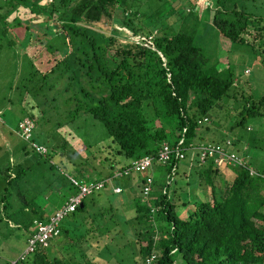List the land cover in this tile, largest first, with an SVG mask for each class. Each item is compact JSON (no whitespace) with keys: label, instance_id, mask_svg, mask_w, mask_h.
Instances as JSON below:
<instances>
[{"label":"trees","instance_id":"1","mask_svg":"<svg viewBox=\"0 0 264 264\" xmlns=\"http://www.w3.org/2000/svg\"><path fill=\"white\" fill-rule=\"evenodd\" d=\"M143 1L0 0V136L23 141L12 151L21 150L16 162L0 145V157L6 159L0 166V219H14L28 231L27 247L36 223H46L77 192L70 178L112 176L111 184L94 190L61 220L59 234L47 245H37L23 259L21 252L14 264H120L119 240L105 239L124 236L133 264H176L178 259L183 264H264V90L255 95L249 80L236 78L231 68L206 67L197 36L165 24V17L182 9L167 7L166 0L156 5L146 0L141 9ZM247 3L214 0L211 26L231 42L249 45L264 68V15L250 11ZM183 17L177 15L174 22ZM104 18L129 29L130 36L116 27L105 35L96 25ZM220 106L226 107L232 139L224 145L204 143L198 129ZM11 110L18 113L15 127L3 116ZM24 117L33 120L32 140L46 153L16 133ZM181 138L185 157L192 153L196 164L201 144L224 147L242 161L225 163L233 168V178L217 181L220 167L212 158L196 165L199 175L191 182L206 190L183 216L170 192L185 157L153 165L147 200L141 194L144 171L125 172L134 160L155 158L163 143L174 146ZM231 145L242 154L229 150ZM70 147L80 162L64 154ZM86 163L93 172L83 167ZM186 169L182 174L188 175ZM117 171L122 175L113 177ZM132 179L139 195L132 189L127 201L121 194ZM114 186L120 187L118 193ZM110 194L120 196L116 204ZM126 204L129 211L120 212Z\"/></svg>","mask_w":264,"mask_h":264},{"label":"rangeland","instance_id":"2","mask_svg":"<svg viewBox=\"0 0 264 264\" xmlns=\"http://www.w3.org/2000/svg\"><path fill=\"white\" fill-rule=\"evenodd\" d=\"M160 1L161 0H150L148 3L152 2L153 5H156L158 3H162ZM145 2L146 0L142 2L141 9H146L147 4ZM166 3L167 7L171 3V5L174 6V9L177 10V12H180L181 9L182 11L176 15H169L165 17V24L170 22V24H172V28H183L182 30L192 32L197 36L196 40L202 46V49L207 56L206 67L216 65V67L220 70L231 68V71L236 75V78H247L249 80L250 86L252 87V91L255 95H260L261 92H263L264 68L260 62L258 54L254 52L249 45L231 42L228 38L219 34V32H217V30L211 26L210 21L212 17V11L210 10L209 5L211 6L214 3V0H166ZM247 5L249 6L250 11H253L256 14L264 15V0H248ZM117 13L119 14V11ZM177 15H183L184 19L179 20V22H174ZM96 25L97 28H99L100 31H102L105 35H109L111 27H116V29H122V31H125V33L130 36L129 29H126L125 27H122L120 25H116L107 18L102 19V21L97 23ZM132 39H138V36H132ZM6 50L8 49L6 48ZM0 80L4 82L3 79ZM231 102L232 101H228L227 105L230 106ZM0 107H3L2 103H0ZM6 108H8V106H6ZM32 111L36 112V109ZM209 112L211 120H204L202 122V125L198 129V132L201 134V136H203L202 142H222L221 145H224L223 142L225 141V139L229 138L231 140L234 134L233 131H229L228 129L230 118L226 116V107L222 108L220 106L218 111L212 108ZM3 116L6 123H9L11 127H15L18 117V113L15 110H11L9 112L6 111ZM43 126H46V123H44ZM235 132L242 133L243 131L241 128H237L235 129ZM198 139L199 138H196V140ZM2 143L5 144L7 150H9L8 156L12 155V159L16 158V162L18 157L20 156L19 152H21V150L14 152L12 151L15 149L14 147L17 144V146L20 147L23 141L16 137L14 138V140H12L11 143L10 139L2 134L0 136V145H3ZM76 144L77 143H74L73 145L75 146ZM72 147L64 150V154L67 157L71 156V159H75V161L80 162L81 160L76 158L75 155L74 157H72ZM76 147L79 148V145H77ZM228 149L237 153L239 152V155L242 154L240 148H238V145H231L228 147ZM56 150V152H58L59 148H57ZM5 155L7 154L5 153L3 156ZM30 155L33 156V154ZM192 156L193 154L190 153L188 158L185 157L183 161H180L179 169H177L178 175L174 177V179L177 181L175 184H172V190L170 192V197L172 198V200H174L176 204V210L181 216L186 215L194 208L195 203L204 197L203 190H206L204 186L191 182L196 181L199 175L198 170H196V165L201 166L203 163V158H201L199 155L198 164H196L195 161L192 160ZM5 161V158L0 157V166H2ZM70 166V164L67 165V168L70 169ZM83 167L88 171L93 172L92 167L87 163L84 164ZM217 167H220V173L218 174V176L214 177L216 181L218 180L219 176L226 177L228 179L233 178V168L223 165ZM185 169L188 170V175L182 174ZM144 174H146V172L141 173V175ZM93 176H95L94 173ZM118 182L120 184L125 183V181L122 179H118ZM136 182L137 181H135V183ZM1 185L2 179L0 177V187ZM1 189L2 188H0V191ZM127 190H125L121 194V198L127 199V201H129L130 191ZM132 191L135 195H139V187L137 184L134 185ZM184 195H187V200L184 198ZM118 197L120 196L117 194H110L109 200L116 204ZM40 200L42 201L43 197H41ZM183 201H185L184 204ZM127 211H129V207L126 204L122 207L120 212L126 213ZM118 217L121 219L124 218L122 214H120ZM130 219L134 221V218L130 217ZM128 226L130 230V224H128ZM27 232L28 231H26L23 226L19 227L14 219H7L5 218V216L0 219V264H8L16 260L18 255L23 252L24 248L26 247V239L28 236ZM127 238V236L119 237L116 241L105 239L106 242H111L112 244L117 243L119 240L121 249L117 255V259L120 260V264H133V253L131 252V246L127 245L126 243ZM123 243L126 244L122 247L121 245ZM111 264L118 263L112 260ZM176 264H183V262L178 259Z\"/></svg>","mask_w":264,"mask_h":264},{"label":"built area","instance_id":"3","mask_svg":"<svg viewBox=\"0 0 264 264\" xmlns=\"http://www.w3.org/2000/svg\"><path fill=\"white\" fill-rule=\"evenodd\" d=\"M143 38L144 37L138 36V39L134 40L139 41ZM147 44H151V36L147 37ZM34 127L35 125L33 120L29 117H24L19 121L16 133L22 139L35 147L37 151L46 153L47 148L43 144H37L32 140ZM182 143L183 138H181L174 146L163 143L158 155L155 158L154 156H144L140 159L134 160L131 166L125 170V172L129 171L130 169L146 172V174L144 175L145 180L141 192L142 198L144 200L148 199L149 194L153 188V176L151 172L153 169V165L158 162L166 163L172 156H175L178 159H183L185 157V153L181 150ZM198 150L200 151L199 156L203 158L202 162L206 161V159L208 158H212L216 166H224L225 163L242 165V161L239 156L234 153L228 152L224 149V147L214 144H201L198 146ZM251 172H253L252 169ZM121 175V172L117 171L113 177H119ZM111 179L112 176L100 180L95 178V180L93 181H81L75 178H70L71 182L74 184V186H76L77 192L71 195L59 208H57L54 214L49 217V220L46 223H36L35 232L29 237L27 247L19 255V258L23 259L25 255L33 251L37 245H47L51 238L59 234V225L61 220L68 214L72 213L76 209V207L82 203L83 199L94 190L101 189L106 183L111 184ZM172 182L173 179H171L169 183ZM113 191L118 193L120 191V187L114 186ZM150 260L151 259H149L148 262ZM14 262L15 261H12L10 262V264H14Z\"/></svg>","mask_w":264,"mask_h":264},{"label":"crops","instance_id":"4","mask_svg":"<svg viewBox=\"0 0 264 264\" xmlns=\"http://www.w3.org/2000/svg\"><path fill=\"white\" fill-rule=\"evenodd\" d=\"M135 181H136V180H133V179H132V181H130L129 183L127 182V184H126V185H127L126 188H127L129 191H131V190L134 188V185L137 184V183H135Z\"/></svg>","mask_w":264,"mask_h":264},{"label":"water","instance_id":"5","mask_svg":"<svg viewBox=\"0 0 264 264\" xmlns=\"http://www.w3.org/2000/svg\"><path fill=\"white\" fill-rule=\"evenodd\" d=\"M82 205V203L80 204V206Z\"/></svg>","mask_w":264,"mask_h":264}]
</instances>
